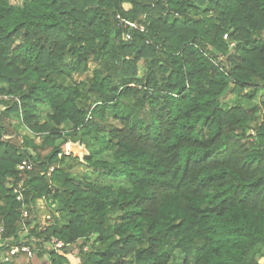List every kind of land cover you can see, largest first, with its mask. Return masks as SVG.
Segmentation results:
<instances>
[{
  "label": "trees",
  "instance_id": "1",
  "mask_svg": "<svg viewBox=\"0 0 264 264\" xmlns=\"http://www.w3.org/2000/svg\"><path fill=\"white\" fill-rule=\"evenodd\" d=\"M263 90L264 0H0L5 239L51 264H261L264 101L260 122L226 101ZM79 140L84 161L60 156ZM19 187L68 225L39 232L35 211L25 238ZM52 236L66 248L40 240ZM8 251L0 264H19Z\"/></svg>",
  "mask_w": 264,
  "mask_h": 264
},
{
  "label": "built area",
  "instance_id": "2",
  "mask_svg": "<svg viewBox=\"0 0 264 264\" xmlns=\"http://www.w3.org/2000/svg\"><path fill=\"white\" fill-rule=\"evenodd\" d=\"M127 26L133 29L144 31L143 27H139L135 23L127 22ZM132 35L129 33L127 35V39H131ZM228 36H225V39ZM63 154L70 155L69 151L65 150V152L61 153L60 156ZM20 171H31L34 168V163L30 159L24 160L20 165L17 167ZM55 167L51 166L46 175L50 177L52 173L54 172ZM14 193L16 195V200L18 202L21 214H22V222H23V231L22 234L26 238L30 235L31 227L27 224V221L31 218V216L35 213V211L43 210V207L40 205V202L44 201L47 205V208L49 210L46 211V214H39V232H46L51 225H54L56 223V220L58 216L56 215V207L54 204H50L49 201L44 200H37L36 202V209L32 210V208L28 205L25 193L23 187L16 188L14 190ZM55 207V208H54ZM12 240V239H11ZM11 240L5 239V227L3 225H0V248L4 247L5 249H9V251L6 254L2 255V259L6 263L13 262V259L15 258L16 261H18L19 257L26 256L27 259L31 260L32 262L35 261L36 258H38V254H44L46 253L47 249L42 247H37L36 245H13L11 243ZM41 241H44V245L47 246L49 249L54 250L56 253L62 251L66 248L67 244H65L63 241L59 240L57 237L52 236L49 240H46L45 238H40ZM88 247H84V251H87ZM43 259H46V264H51L49 262L48 256L45 255ZM15 261V262H16ZM43 261V260H42ZM43 263V262H42Z\"/></svg>",
  "mask_w": 264,
  "mask_h": 264
},
{
  "label": "rangeland",
  "instance_id": "3",
  "mask_svg": "<svg viewBox=\"0 0 264 264\" xmlns=\"http://www.w3.org/2000/svg\"><path fill=\"white\" fill-rule=\"evenodd\" d=\"M12 1L14 3H22L24 0H12ZM95 66H96V62L92 61L90 63V65H89V68H90L89 69V75L90 76L92 75V71L95 68ZM139 74H140V76H142L144 74V66L142 64L139 65ZM234 96H232L231 94H229L227 96V101H226L227 106L229 108H231V107L237 105V106H243V107H246V108L259 109L260 114H261V115H259V122H260V120L262 119V107H263L262 103L264 101V90L261 91V93L258 94V97H257L256 100H249L248 99V93H242L240 95H237V99L236 100L234 99ZM223 108H225V110H228V108L225 105H224ZM40 114H41L40 117H39L40 121L44 122V119H46L47 115L49 114V109L48 108H41ZM14 124H16V126H15L16 134H18L20 136H25V137H27V136H30L31 138L33 137L32 133L29 132V129L26 128L23 124H21L18 121H14ZM64 150H66V146H64ZM97 158H99V157H97ZM103 158H106V160H112V154L111 153H106ZM44 199L45 198H41L39 200H44ZM49 202H51V201H49ZM40 205L43 207V210H38V213L45 215L46 211L49 210V209L47 208V205H46V203L44 201L40 202ZM54 206L56 207L57 204L56 205L54 204ZM56 215L59 218L58 220L61 221V226L68 225L69 220L63 218L64 212L62 210L57 208L56 209ZM37 257L38 258L35 259V264H36V261H37V264H42L41 262H43V261L46 262L45 261L46 259H43V257H41V256H37ZM13 261H16L15 258L13 259ZM16 262L19 263V264H32V261L27 259L26 256L19 257L18 261H16ZM176 262L181 264L183 262V260L182 259H178V260H176ZM261 264H264V259L261 261Z\"/></svg>",
  "mask_w": 264,
  "mask_h": 264
},
{
  "label": "water",
  "instance_id": "4",
  "mask_svg": "<svg viewBox=\"0 0 264 264\" xmlns=\"http://www.w3.org/2000/svg\"><path fill=\"white\" fill-rule=\"evenodd\" d=\"M33 146V144H31ZM67 150L74 158L84 161L85 157L89 156V150L86 144H83L80 140L77 142L70 141L67 145Z\"/></svg>",
  "mask_w": 264,
  "mask_h": 264
},
{
  "label": "crops",
  "instance_id": "5",
  "mask_svg": "<svg viewBox=\"0 0 264 264\" xmlns=\"http://www.w3.org/2000/svg\"><path fill=\"white\" fill-rule=\"evenodd\" d=\"M261 93V92H260ZM31 147H32V145H30ZM42 263V262H41ZM32 264H35V261L34 262H32ZM36 264H37V261H36ZM42 264H46V262H44L43 261V263Z\"/></svg>",
  "mask_w": 264,
  "mask_h": 264
}]
</instances>
